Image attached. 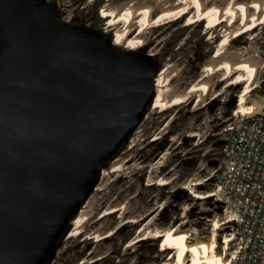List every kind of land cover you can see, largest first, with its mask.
Returning a JSON list of instances; mask_svg holds the SVG:
<instances>
[{"label": "water", "instance_id": "obj_1", "mask_svg": "<svg viewBox=\"0 0 264 264\" xmlns=\"http://www.w3.org/2000/svg\"><path fill=\"white\" fill-rule=\"evenodd\" d=\"M144 49L0 0V264L46 263L154 98Z\"/></svg>", "mask_w": 264, "mask_h": 264}, {"label": "rangeland", "instance_id": "obj_2", "mask_svg": "<svg viewBox=\"0 0 264 264\" xmlns=\"http://www.w3.org/2000/svg\"><path fill=\"white\" fill-rule=\"evenodd\" d=\"M111 1L116 0H41V3L58 19L100 31L114 39L118 28L111 29L101 11L102 6ZM96 12L97 20L94 17ZM203 31L202 22L187 24L185 17L154 25L147 35L146 44L139 47L145 48L143 53H147L152 62L154 77L165 66L175 65L178 75L171 78L170 85L180 84L179 90L196 79L210 58L215 43L214 38L209 39ZM255 32L257 36L254 42L248 32L232 45H257L264 56V24L258 26ZM259 79L260 83L251 92L252 98L264 94V70L260 72ZM239 89V86H228L205 106L192 105L187 101L169 109H161L160 106L149 104L137 126L112 156L101 163L103 167L116 163L120 171L102 177V168L97 170L96 183L87 197L90 198L91 218L85 223L84 231L70 236L74 224L69 221L45 264H167L168 251L163 250L159 239L140 240L126 248L127 242L134 238L139 223L133 225L129 222L119 226L115 213L92 225L91 221L109 205L123 203L127 208L130 206L128 209L133 207L130 210L136 214L150 208L155 211V221L160 227L179 222L185 213L187 226H194L200 232L207 230L213 217L223 219L224 216L220 214L222 202L215 193L199 199L178 187L195 172L203 175L212 173L218 157L214 146L218 142L215 132L220 122L231 115ZM165 122L168 123L165 134L153 139ZM191 132L196 133L189 136ZM158 175L176 178L165 186L150 183ZM149 176L153 178L152 181ZM96 186H99L98 190ZM215 187L213 175L200 185L202 190L215 191ZM162 203L163 207L158 208ZM229 224H220L221 235L227 234ZM110 228L115 229L114 233L105 240L97 242L94 238L86 237V231L97 229L105 233Z\"/></svg>", "mask_w": 264, "mask_h": 264}, {"label": "bare ground", "instance_id": "obj_3", "mask_svg": "<svg viewBox=\"0 0 264 264\" xmlns=\"http://www.w3.org/2000/svg\"><path fill=\"white\" fill-rule=\"evenodd\" d=\"M101 11L108 26L111 29L118 28L114 39L111 38L112 44L124 51L145 45L147 35L154 25L183 17L186 18L187 24L202 22L203 32L208 34L209 39L214 38V49L203 65V71L182 89L178 90V83L170 85L171 78L178 75L175 65H167L156 77L153 76L154 98L151 103L154 106L169 109L187 101L192 105L205 106L228 86H239L234 113L260 112L262 95L252 98L251 92L261 81L259 75L264 70V56L257 45L235 47L232 43L248 32L252 42L255 41L256 28L264 24V0H116L102 6ZM165 123L153 139L165 134L168 125ZM195 133L191 132L189 136ZM100 168L102 177L120 171L116 163ZM210 173L203 175L195 172L180 183L178 188L187 190L195 198L210 197L215 191L200 189V185L210 178ZM148 178L153 180L150 176ZM174 178L176 177L158 175L150 183L165 186L175 181ZM95 189L98 190L99 186ZM163 205L160 204L158 208ZM89 206L90 198L82 203L71 218L74 227L69 233L70 236L84 231L85 223L91 218ZM128 208L123 203L109 205L91 221L92 225L115 213L119 226L129 222L133 225L139 223L134 238L127 242L126 248L140 240L159 239L163 250L168 251L167 264H229L233 258L234 250L229 246L231 238L228 234L219 233L220 224L227 222L224 218L213 217L207 230L200 232L194 226H187L185 213L179 222L160 227L155 221L154 210L147 208L136 214L130 210L133 207ZM114 228L105 233L97 229L86 231V237L94 238L97 242L102 241L114 233Z\"/></svg>", "mask_w": 264, "mask_h": 264}, {"label": "built area", "instance_id": "obj_4", "mask_svg": "<svg viewBox=\"0 0 264 264\" xmlns=\"http://www.w3.org/2000/svg\"><path fill=\"white\" fill-rule=\"evenodd\" d=\"M215 194L234 250L229 264H264V94L259 113H234L219 124ZM226 222V223H227Z\"/></svg>", "mask_w": 264, "mask_h": 264}, {"label": "trees", "instance_id": "obj_5", "mask_svg": "<svg viewBox=\"0 0 264 264\" xmlns=\"http://www.w3.org/2000/svg\"><path fill=\"white\" fill-rule=\"evenodd\" d=\"M95 19L97 20L98 19V15H97V12L95 13ZM66 231V228H64V230H63V232L62 233H64Z\"/></svg>", "mask_w": 264, "mask_h": 264}, {"label": "flooded vegetation", "instance_id": "obj_6", "mask_svg": "<svg viewBox=\"0 0 264 264\" xmlns=\"http://www.w3.org/2000/svg\"><path fill=\"white\" fill-rule=\"evenodd\" d=\"M236 99H237V95H236Z\"/></svg>", "mask_w": 264, "mask_h": 264}]
</instances>
